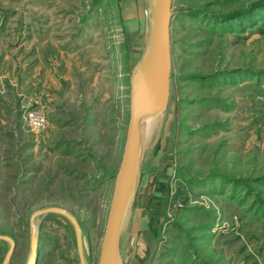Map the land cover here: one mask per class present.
Listing matches in <instances>:
<instances>
[{
  "label": "rangeland",
  "instance_id": "rangeland-1",
  "mask_svg": "<svg viewBox=\"0 0 264 264\" xmlns=\"http://www.w3.org/2000/svg\"><path fill=\"white\" fill-rule=\"evenodd\" d=\"M147 32L144 0H0L6 264L28 263L30 220L33 264H78L69 221L31 218L49 207L97 263ZM168 35L167 103L142 130L121 262L264 264V0H170Z\"/></svg>",
  "mask_w": 264,
  "mask_h": 264
},
{
  "label": "water",
  "instance_id": "water-1",
  "mask_svg": "<svg viewBox=\"0 0 264 264\" xmlns=\"http://www.w3.org/2000/svg\"><path fill=\"white\" fill-rule=\"evenodd\" d=\"M148 18V32L144 48L129 74V118L118 167L114 175L104 230L96 264H123L119 254V234L123 218L131 202L138 179L141 155V128L156 119L165 109L169 82L170 0H144ZM56 213L72 225L78 264H85L80 228L75 218L58 207L35 211L37 214ZM29 235L30 255L27 264L36 258V236L32 221ZM9 246L1 264H6L14 249V241L0 235Z\"/></svg>",
  "mask_w": 264,
  "mask_h": 264
},
{
  "label": "built area",
  "instance_id": "built-area-1",
  "mask_svg": "<svg viewBox=\"0 0 264 264\" xmlns=\"http://www.w3.org/2000/svg\"><path fill=\"white\" fill-rule=\"evenodd\" d=\"M32 114L33 115L30 118V120L33 124V127L37 129L42 128L44 126V119L42 118V116L36 113H32Z\"/></svg>",
  "mask_w": 264,
  "mask_h": 264
},
{
  "label": "bare ground",
  "instance_id": "bare-ground-1",
  "mask_svg": "<svg viewBox=\"0 0 264 264\" xmlns=\"http://www.w3.org/2000/svg\"><path fill=\"white\" fill-rule=\"evenodd\" d=\"M149 2H151V0H149ZM160 115H161V114H160ZM157 118L159 119V117H157ZM157 118H156V119H157ZM156 121H157V120H156ZM151 123H152V122H151ZM148 124H150V123H148ZM144 127H145V125H143L142 128H141V140H142V134H143V133H142V130H143ZM146 127H147V126H146ZM147 135H148V134H147ZM141 144H142V143H141ZM140 148H141V146H140ZM142 148H143V147H142ZM141 150H142V149H141ZM139 164H140V163H139ZM127 210H128V209H127ZM126 213H127V211H126ZM126 213H125V215H126ZM127 214H128V213H127ZM124 218H125V216H124ZM124 218H123V221H124ZM122 224H123V222H122ZM121 226H122V225H121ZM120 230H121V229H120Z\"/></svg>",
  "mask_w": 264,
  "mask_h": 264
},
{
  "label": "crops",
  "instance_id": "crops-1",
  "mask_svg": "<svg viewBox=\"0 0 264 264\" xmlns=\"http://www.w3.org/2000/svg\"><path fill=\"white\" fill-rule=\"evenodd\" d=\"M36 245H37V241H36ZM45 245H46V244H45ZM44 250H45V249H44ZM58 251H62V250H61V247L55 249V252H58ZM56 261L59 262V264H63V259H58V260H56Z\"/></svg>",
  "mask_w": 264,
  "mask_h": 264
}]
</instances>
